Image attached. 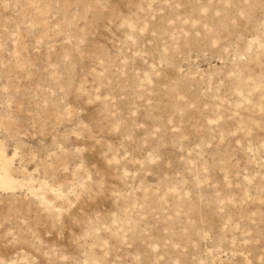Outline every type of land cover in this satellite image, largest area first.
I'll list each match as a JSON object with an SVG mask.
<instances>
[{
  "label": "rangeland",
  "instance_id": "obj_1",
  "mask_svg": "<svg viewBox=\"0 0 264 264\" xmlns=\"http://www.w3.org/2000/svg\"><path fill=\"white\" fill-rule=\"evenodd\" d=\"M3 155L0 264H264V0H0Z\"/></svg>",
  "mask_w": 264,
  "mask_h": 264
},
{
  "label": "bare ground",
  "instance_id": "obj_2",
  "mask_svg": "<svg viewBox=\"0 0 264 264\" xmlns=\"http://www.w3.org/2000/svg\"><path fill=\"white\" fill-rule=\"evenodd\" d=\"M2 169L4 171L3 175H0V186L2 185H13V181L9 177V172L11 169V163L10 161L6 158L5 155L1 156L0 158Z\"/></svg>",
  "mask_w": 264,
  "mask_h": 264
}]
</instances>
